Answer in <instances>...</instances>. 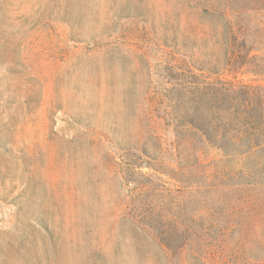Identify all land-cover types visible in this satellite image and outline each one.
Instances as JSON below:
<instances>
[{"label":"rangeland","instance_id":"rangeland-1","mask_svg":"<svg viewBox=\"0 0 264 264\" xmlns=\"http://www.w3.org/2000/svg\"><path fill=\"white\" fill-rule=\"evenodd\" d=\"M201 9L0 0V264H264L253 241L201 239L224 193L180 141L174 99L195 96H167L169 65L260 85L264 114V70L225 72L222 18Z\"/></svg>","mask_w":264,"mask_h":264},{"label":"trees","instance_id":"trees-1","mask_svg":"<svg viewBox=\"0 0 264 264\" xmlns=\"http://www.w3.org/2000/svg\"><path fill=\"white\" fill-rule=\"evenodd\" d=\"M199 3L203 13L222 18L228 48L224 71L260 75L264 70V0H212L208 5L199 0ZM169 66L167 96L178 85L184 93L195 96L191 104L174 99L173 107L178 106L183 112L177 121L185 131L180 141H191L199 150L191 166L202 169V174L205 167L213 170L208 177L213 183L208 189L224 193L211 207L214 211L207 228L209 233L205 232L207 236L201 239L210 246L228 247L253 241L264 248L261 86L222 78L218 72L206 82L200 80L201 75L192 74L194 79L183 74L179 77L173 71L174 65Z\"/></svg>","mask_w":264,"mask_h":264}]
</instances>
